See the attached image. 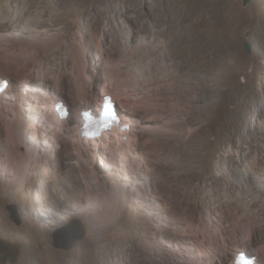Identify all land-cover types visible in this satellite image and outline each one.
<instances>
[{
    "label": "rangeland",
    "instance_id": "obj_1",
    "mask_svg": "<svg viewBox=\"0 0 264 264\" xmlns=\"http://www.w3.org/2000/svg\"><path fill=\"white\" fill-rule=\"evenodd\" d=\"M31 1L49 32L25 37L30 55L23 61L53 75L42 84L32 72L27 83V68L8 70L0 49V78L15 85L4 99L14 102L20 93L23 108L34 107L27 100L35 86L50 91L61 69L66 91L59 101L68 105L70 120L59 140L46 126L15 129L13 146L7 133L15 112L0 115V241L9 246L0 258L8 255L6 264H233L240 246L264 264L258 183L264 177V0L246 6L243 0H43L49 2L44 9ZM152 35L160 44L146 46ZM78 70L97 94L81 111L98 108L114 90L124 102L117 104L120 114L136 121L129 152L127 145L117 150L111 133V148L102 142L95 157L82 150L78 159L69 136L81 114L73 86ZM245 163L251 171L242 169ZM77 221L85 237L69 250L56 248L54 235L60 231V242L68 243Z\"/></svg>",
    "mask_w": 264,
    "mask_h": 264
},
{
    "label": "bare ground",
    "instance_id": "obj_2",
    "mask_svg": "<svg viewBox=\"0 0 264 264\" xmlns=\"http://www.w3.org/2000/svg\"><path fill=\"white\" fill-rule=\"evenodd\" d=\"M15 1H17V0H0V18H1V23H0V31H1V33L0 34H2V36L0 37V49L2 50V53H3V60L5 61L8 70L11 69V68H13V67H17L18 69H16V70H20V69H22V67H24L25 69L27 68L26 75L24 74L25 75L24 80L26 79L27 80V83H30V80H31V75L30 74L32 72L36 73V76L37 77H40L41 78L39 82H41V83L42 82H45L44 80H47V78L50 77L49 74H52V71H51V73H49L50 70L48 71V70L43 69V68H41V69L38 68L37 69V68H34L33 66L31 67L29 63H25V61H23V58L24 57L26 58L28 55H30V53H29V46L25 47V45L23 44V42H24L25 37H30V38H33V39H42L43 35H46L49 31L43 25V22L41 20L42 13H40V11H38L37 14H35V15L32 14V12H31L32 10H30V6H31L30 3L32 2L31 0H21V3L20 4H14ZM42 1L43 0H39V2L37 3L40 6L39 8L44 9V8L48 7L47 4L49 2L42 3ZM169 4H170V2H169ZM120 7H121V5H120ZM228 7L230 9L232 7V4L229 3L228 4ZM226 10H227V7H226ZM219 29H220V27H219ZM207 30H208L207 31L208 33L207 34L210 35V33H211L210 24H208ZM199 32H201V31H199ZM130 36L127 39V42L128 43H129V40H130ZM156 36L155 35H152L150 38L146 39V40H148V43L146 42V40L144 38H141V39H142L143 42H146V46L149 45V44H152V45L153 44L154 45L160 44L159 43L160 42V39L159 38H156ZM210 41L211 40H207L203 44V48H205V50H207L210 47ZM171 43H173V42H171ZM171 43H168V44L166 43V45L168 47V48L167 47L166 48L167 49H171V51H172V48H169V46H171ZM163 48H164V46H163ZM166 48H165V50L167 51ZM173 48H174V45H173ZM165 50H163V51H165ZM163 51H161V56H162V58H164V57L166 58L167 57V54L165 52H163ZM167 58H169V57H167ZM12 63H14V64H12ZM65 68H64V70H65ZM59 70L60 71L58 72V76L57 77L55 76L56 78H55V82H54L52 88L49 89L50 91H48V88L47 87H44L43 85L42 86H35L37 89H35V92L34 91L31 92V95L29 97L30 100H27V102H31V104L34 105V107L32 106L31 108L24 109L23 108L24 107V104H22V101H21V99L24 98V97L20 93H17V95L14 98L15 99L14 102L7 101L6 99H4V97L6 95H8V92L9 91H11L13 94H15V85H14V83L13 84H9L8 87H7V90L0 95V102H1L0 115L5 112V109H11V110H13L15 112V114H14L13 117L10 114L11 118L9 119V123H8L9 124L8 125L9 132L7 133L8 134L7 138L11 142V145H13V146L15 145V142H14V131H15V129L19 130V129L24 128L28 132L29 130H32V128H34L36 130L37 127H38V125L39 126H41V125L42 126H46L47 128H45V131L47 133L53 134V136L55 135V138L58 139V140L61 139V136H62L61 135V132L63 131V128L62 127H63V125L66 122H69L70 115L68 116L67 119H59L53 113V111H52V105L54 103L58 102L59 100H62V97H60L62 95H58V93H60V91H62V92H65L66 91V87L63 84V71L61 69H59ZM22 71H23V69H22ZM55 74H57V73H55ZM74 74L75 73H73V75ZM76 74H75L76 76L74 75V81H73L75 83V85H73V84L72 85L75 86L74 91H75V93L78 96V105L80 104L78 107H79V111H81V110H83L82 109V106H84L85 104H88V105L89 104L90 105L92 104V101L90 102V99H91L90 97H92V96L97 97V94H94V92L92 90V89H94L93 86H92V84L91 83H88V79H86L84 77V75L82 74V71L81 70H78V72ZM42 84H45V83H42ZM107 86H108V88L110 86L111 87H114L112 81H110L109 84L107 83ZM105 89H106V87H103V93L106 91ZM113 89H115V87ZM28 93H29V88L23 94L26 95ZM34 93H35V95H34ZM106 94H108V95L111 94L114 97V100L116 101V106H117L118 103L124 104V102L122 101V99H120V97L116 93V91L113 90L112 93L105 92L103 94V96H105ZM53 98H55L56 100L50 101L48 103V105L45 106V110H44L42 106L46 104V101H48L49 99L52 100ZM137 101H138V103H140L139 100H137ZM4 103L8 106L7 108H6V106H4ZM138 103H136V105ZM82 104H84V105H82ZM102 104H103V102L100 101V105H99V108L100 109H99L98 112L101 111ZM125 106H126V104H125ZM125 106H123V108ZM47 110H49V111H47ZM24 111H27V113H25ZM30 111L35 113V115H34V121H32L33 120V117H30L31 116L30 113H29ZM125 116L128 117V115H126V114H125ZM122 118H124V114L122 115ZM83 120H84L83 116L81 117L80 114H78V120L76 121L78 123L75 124V125H71V127H76V131H74V133L72 135L69 134V136H71L73 142L76 143L79 146V148L77 150L78 153H80L79 154V158H78L79 160H81V158L83 159V157H84V154L82 153L83 152L82 150H84V152L86 151V153H88L86 155H88L89 158L91 157V155L93 157H95L97 155L96 152H101V150H102V148L99 146V144L100 143L102 144V142H105V144L108 145V148H111L110 142L108 143V141H106V138H107V140L110 139V136H109L110 133H105L106 136L104 138L97 139V140L96 139H91V138H88V137H80L78 135V133H80V128L79 127H80V123L83 122ZM131 120H134V119H129V118L128 119L126 118L125 120L122 119V124H128L129 126L131 125V127H130L129 130H126V131L121 132V133H119V131H113L115 133L114 136H116V138H117L116 140H117L118 143L115 144V147H117V150L118 151L121 150V149H123V147L127 145V149H128V152H129V148H130L129 146H131V144L133 142V139H132V136L134 134L133 132L134 131L135 132L137 131V130H135V128H136V121L134 120V122H133ZM41 121L43 122V124H42ZM48 122H49V126L47 124ZM34 123H37V124H34ZM45 124H47V125H45ZM51 128H53V129H51ZM48 129H51L52 132H49ZM49 138H50V136H49ZM124 138L126 140H124ZM28 146H29V144H28ZM121 152H122V150H121ZM120 156H122V155H120ZM241 167H242V169H244V168L247 169V171L250 170L249 165L247 163H245ZM258 183L260 184L259 190L264 191V177H262V176L259 175L258 176ZM261 187H263V188H261ZM119 214H121V213H119ZM177 232H178V230H177ZM251 242L253 243L254 242V239L252 240V238H251ZM98 243L101 244V238L98 240ZM245 248H246V246L244 245L242 249H245ZM221 249H222V247H221ZM239 249H240V246L237 247V249H236V251L238 252V255L239 254H242V252H241L242 250H239ZM199 251H200V249H199ZM222 251L226 253V248L224 250H222ZM237 252L232 257L233 264H236V263H234L236 261V260L234 261V259L237 258L236 257ZM243 253H246V252H244V250H243ZM98 254H99V256L103 255L102 257H104V258L106 256L105 254H102L100 251L98 252ZM97 263L98 264H107L104 261L97 262ZM255 264H260L258 262V259L257 258L255 259Z\"/></svg>",
    "mask_w": 264,
    "mask_h": 264
},
{
    "label": "water",
    "instance_id": "obj_3",
    "mask_svg": "<svg viewBox=\"0 0 264 264\" xmlns=\"http://www.w3.org/2000/svg\"><path fill=\"white\" fill-rule=\"evenodd\" d=\"M250 0H243V5L246 6L249 3ZM247 50L250 53V45L246 44ZM116 115L119 118H122V115L120 114V111L118 109V107L116 106ZM10 212V216L13 219V221L17 224L20 225L21 224V218L19 217L16 207L15 206H9L7 208ZM78 223V227L77 229L75 228L74 233L70 238L68 243L63 244L60 242V231L57 232L54 235V246L56 248H61V249H65V250H69L73 247L74 243L77 240H82L85 237L86 234V228L81 224L80 221H77ZM9 250V246L4 242V241H0V253H5ZM249 256L255 257L254 255H252L251 253H248ZM8 259V255L3 256L2 258H0V264H6V261Z\"/></svg>",
    "mask_w": 264,
    "mask_h": 264
},
{
    "label": "snow or ice",
    "instance_id": "obj_4",
    "mask_svg": "<svg viewBox=\"0 0 264 264\" xmlns=\"http://www.w3.org/2000/svg\"><path fill=\"white\" fill-rule=\"evenodd\" d=\"M87 116V114H85ZM106 118H112L114 119V116L112 115V113L110 112V110L108 108L105 109V113H104ZM243 259V258H241Z\"/></svg>",
    "mask_w": 264,
    "mask_h": 264
},
{
    "label": "clouds",
    "instance_id": "obj_5",
    "mask_svg": "<svg viewBox=\"0 0 264 264\" xmlns=\"http://www.w3.org/2000/svg\"><path fill=\"white\" fill-rule=\"evenodd\" d=\"M119 119L122 121V118H119ZM110 134H111V133H110ZM110 134H109V135H110ZM244 252H245V251H244ZM244 254H246L248 257H251V258H254V259H256V257L249 256L247 252H246V253H244Z\"/></svg>",
    "mask_w": 264,
    "mask_h": 264
},
{
    "label": "trees",
    "instance_id": "obj_6",
    "mask_svg": "<svg viewBox=\"0 0 264 264\" xmlns=\"http://www.w3.org/2000/svg\"><path fill=\"white\" fill-rule=\"evenodd\" d=\"M65 105H67V104H65ZM68 106V105H67Z\"/></svg>",
    "mask_w": 264,
    "mask_h": 264
},
{
    "label": "built area",
    "instance_id": "obj_7",
    "mask_svg": "<svg viewBox=\"0 0 264 264\" xmlns=\"http://www.w3.org/2000/svg\"><path fill=\"white\" fill-rule=\"evenodd\" d=\"M119 133H121V132H119Z\"/></svg>",
    "mask_w": 264,
    "mask_h": 264
}]
</instances>
